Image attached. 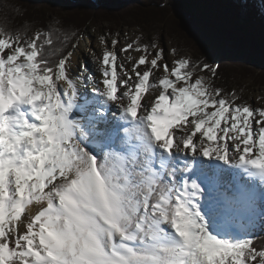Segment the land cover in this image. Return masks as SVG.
<instances>
[{
    "label": "snow or ice",
    "instance_id": "snow-or-ice-1",
    "mask_svg": "<svg viewBox=\"0 0 264 264\" xmlns=\"http://www.w3.org/2000/svg\"><path fill=\"white\" fill-rule=\"evenodd\" d=\"M108 35L73 78L78 30L0 24V264H264V106Z\"/></svg>",
    "mask_w": 264,
    "mask_h": 264
},
{
    "label": "rangeland",
    "instance_id": "rangeland-1",
    "mask_svg": "<svg viewBox=\"0 0 264 264\" xmlns=\"http://www.w3.org/2000/svg\"><path fill=\"white\" fill-rule=\"evenodd\" d=\"M124 1L141 6L134 9L127 6L118 8L114 0H0V18L8 16L16 19L14 21L42 22L43 19L55 17L62 21L64 27H72L83 35L88 30L99 36L112 33L107 39L115 38L116 33H120L119 40L124 38L132 41L141 34L145 38L158 37L166 49L175 47L194 61L200 59L218 63L219 73H227L230 78L219 84L216 78L214 84L225 92L234 89L241 97L238 103L246 101L253 107L264 106V53L261 52L264 40L260 38L254 41L256 43L253 42L256 48L259 44L262 53L257 55L258 59L256 55L248 56L227 44L222 46L225 42L211 36L216 35L210 27L215 17L206 12L215 0H165V3L156 1L152 4H142L138 0ZM259 2L264 12V0ZM220 10L224 13V10ZM204 13L208 14L204 16ZM138 20L143 22L142 26L123 25L125 21ZM251 31L254 32L248 27L238 36L243 39L246 34L248 37L253 36ZM227 43L232 45L231 42ZM250 77H255L253 82L248 81ZM258 97L261 99L258 100ZM263 233L264 230L258 229L256 235L258 237Z\"/></svg>",
    "mask_w": 264,
    "mask_h": 264
},
{
    "label": "trees",
    "instance_id": "trees-1",
    "mask_svg": "<svg viewBox=\"0 0 264 264\" xmlns=\"http://www.w3.org/2000/svg\"><path fill=\"white\" fill-rule=\"evenodd\" d=\"M138 1L142 2V4L145 3L152 4L156 1H160L157 3H165V0H138ZM114 2L117 3L118 8L127 6L128 8L130 7V9H134L141 6L138 5L139 3L130 4L127 3L128 1H124V0H114ZM218 8L224 10V13ZM206 12H209L210 16L215 17V19L213 20L214 26L210 25V27H212L213 32L216 33L217 36L215 34L211 36L214 39H219V40L221 39L223 42H225L224 44H221L222 46L227 44L228 46L234 49H238L240 51L245 52V54L248 56L256 55V58L258 57L257 55H262L261 52L264 53V46L261 48L262 51L260 52L259 44H257L258 48H256V45L254 44L256 43L254 42L255 40H260V38L264 40V12H262L259 0H215L214 4L211 7H208ZM206 14L208 13H204V16ZM14 20L12 18H9L8 16H2V18H0V24H10ZM48 21L49 19H43L42 22L47 23ZM142 24L143 22L138 20V21H125V24L123 25L142 26ZM248 27L254 30V32L251 31L252 33H254V35L248 37L246 36L247 35L246 34L244 35L245 36L244 39L241 38V36L239 38L238 35H242L241 31L245 32L246 29H248ZM249 41H251L252 44H247L249 43ZM227 42H231L232 45L228 44ZM70 48L71 46H68L66 50H70ZM218 55H222V54H218ZM51 59L53 60L58 59V56H54ZM229 78L230 77L228 76L227 73H219L217 77L218 84L221 83L222 81L224 83L227 82ZM250 78L252 80L250 79L248 81L251 82H253V80L255 79V77H250ZM255 243L257 247L264 246V233L257 237Z\"/></svg>",
    "mask_w": 264,
    "mask_h": 264
},
{
    "label": "bare ground",
    "instance_id": "bare-ground-1",
    "mask_svg": "<svg viewBox=\"0 0 264 264\" xmlns=\"http://www.w3.org/2000/svg\"><path fill=\"white\" fill-rule=\"evenodd\" d=\"M99 37L98 33L89 30L84 33L83 38L79 41V48L74 51V54L69 61V72L70 75H73V78L75 74L79 73V66L83 62H87L89 72L94 71L96 78H100V64L95 60V57H98L101 54ZM112 39L113 38L107 39L109 44H111ZM127 42H130V40L122 38L120 43L116 46L117 49ZM133 55H136V53H133Z\"/></svg>",
    "mask_w": 264,
    "mask_h": 264
}]
</instances>
